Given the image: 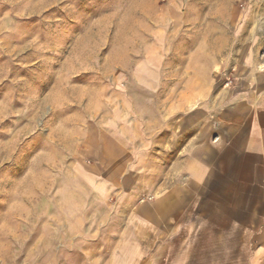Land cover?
<instances>
[{
  "label": "rangeland",
  "instance_id": "374dc122",
  "mask_svg": "<svg viewBox=\"0 0 264 264\" xmlns=\"http://www.w3.org/2000/svg\"><path fill=\"white\" fill-rule=\"evenodd\" d=\"M258 85L264 0H0V264L96 242L186 177L179 123Z\"/></svg>",
  "mask_w": 264,
  "mask_h": 264
},
{
  "label": "crops",
  "instance_id": "0c3cea01",
  "mask_svg": "<svg viewBox=\"0 0 264 264\" xmlns=\"http://www.w3.org/2000/svg\"><path fill=\"white\" fill-rule=\"evenodd\" d=\"M154 72L149 89L159 86ZM238 103L179 123L186 177L133 204L124 221L115 216L96 242L70 231L62 263L264 264V86ZM103 234L99 256L88 258Z\"/></svg>",
  "mask_w": 264,
  "mask_h": 264
}]
</instances>
